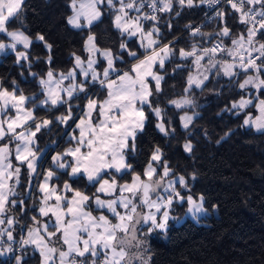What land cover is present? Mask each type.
Listing matches in <instances>:
<instances>
[{
	"label": "snow or ice",
	"instance_id": "6c2138e0",
	"mask_svg": "<svg viewBox=\"0 0 264 264\" xmlns=\"http://www.w3.org/2000/svg\"><path fill=\"white\" fill-rule=\"evenodd\" d=\"M26 7L27 0H0V55L13 54L39 88L26 95L15 79L9 87L0 78V257L7 264H27L30 252L40 264H150L145 237L167 233L170 220L178 219L176 206L186 204L197 222L209 210L205 196L192 193L196 173L177 174L159 145L142 172L129 157L153 119L163 137L175 138L170 111L191 136L200 117L195 96L213 80L237 92L222 112L264 135V0H67L66 23L84 40L66 71L53 66L45 36L29 34ZM185 9H207L205 16L218 25L207 33L186 24L187 48L162 35ZM232 13L243 26L237 32L225 18ZM105 16L119 37L115 50L103 46L94 30ZM34 41L48 52L42 75L31 71ZM185 70L183 91L162 107L165 78ZM41 110L52 116L41 117ZM60 126L70 146L41 148L38 134ZM182 148L193 157L192 140ZM49 151L53 167L44 169L40 161ZM58 173L69 179L61 182ZM82 179L93 191L76 186ZM23 215L27 223L19 219Z\"/></svg>",
	"mask_w": 264,
	"mask_h": 264
},
{
	"label": "trees",
	"instance_id": "16d2710c",
	"mask_svg": "<svg viewBox=\"0 0 264 264\" xmlns=\"http://www.w3.org/2000/svg\"><path fill=\"white\" fill-rule=\"evenodd\" d=\"M205 11L185 9L174 20L171 31L162 27L164 41L175 37L178 47L187 48L192 41L184 26L201 22ZM69 14L67 0H27L24 17L27 30L32 36L43 34L52 44L53 66L57 70L66 71L71 67L72 52L82 54L84 35L67 25L66 16ZM234 15L232 13L225 18L233 32H237L243 26L235 21ZM18 26L12 25L14 28ZM217 26V23L209 22L202 27V31L213 33ZM94 30L103 46L114 50L118 47L119 37L107 16ZM29 52L31 71L42 75L48 67L44 63L47 50L41 42L34 41ZM171 71L168 68V72ZM0 78L9 87L10 81L15 79L26 95L39 92L28 69L18 66L11 53L0 57ZM185 78L186 70L174 78H165L162 107L163 100L183 91ZM215 92H220V95ZM236 97L237 92L232 90L231 85L223 80L219 83L213 80L208 90L197 92L195 96L200 106L197 109L200 117L191 136L185 135L179 127L178 115L170 111L177 129L175 138L163 137L155 129L154 119L138 137L136 153L129 157L133 168L142 172L150 150L159 145L177 174L187 178L189 174L196 173L197 179L190 181L192 193L194 196L203 194L209 210V214L201 217L199 222L190 218L180 221L187 213V205L176 206L173 215L178 219L170 220L168 232H153L146 237L150 264H264V135L241 128L239 117L222 112L229 101ZM38 114L41 117L52 116L42 110ZM202 130H207L209 139L205 138ZM228 132L231 134L221 140ZM38 138L41 148L51 146L53 142L58 151L70 146L63 126L53 127L50 133L42 130ZM186 139L192 140L195 146L192 158L182 148ZM53 154L52 151L46 153L47 158L42 162L44 169L50 166ZM58 176L61 182L69 179L62 173H58ZM21 179L24 180L23 174ZM127 179L130 180V177ZM76 186L93 191L83 179ZM26 207L30 208L31 202H26ZM19 219L22 223L28 222L27 215ZM25 259L27 264H40L38 254L30 252ZM0 264H7V258L0 257Z\"/></svg>",
	"mask_w": 264,
	"mask_h": 264
},
{
	"label": "built area",
	"instance_id": "2783aa9c",
	"mask_svg": "<svg viewBox=\"0 0 264 264\" xmlns=\"http://www.w3.org/2000/svg\"><path fill=\"white\" fill-rule=\"evenodd\" d=\"M206 11H207V9H205ZM209 16H211V12H209ZM209 22H211L209 19H208V17H206L205 15H204V18H203V20L201 21V22H199V23H194V24H192L193 25V27H195V26H205L206 24H208Z\"/></svg>",
	"mask_w": 264,
	"mask_h": 264
},
{
	"label": "rangeland",
	"instance_id": "374dc122",
	"mask_svg": "<svg viewBox=\"0 0 264 264\" xmlns=\"http://www.w3.org/2000/svg\"><path fill=\"white\" fill-rule=\"evenodd\" d=\"M0 57H1V55H0ZM204 217V216H203ZM186 218H190V219H193L191 216H190V214H185L184 215V217H183V219H181L180 221H183V220H185ZM194 220V219H193ZM147 237V236H146ZM146 237H145V239H146ZM146 247H147V250H148V255H150V253H149V245H148V243H147V245H146ZM151 256V255H150Z\"/></svg>",
	"mask_w": 264,
	"mask_h": 264
},
{
	"label": "crops",
	"instance_id": "0c3cea01",
	"mask_svg": "<svg viewBox=\"0 0 264 264\" xmlns=\"http://www.w3.org/2000/svg\"><path fill=\"white\" fill-rule=\"evenodd\" d=\"M43 160L42 161H40V163L43 165ZM50 167H53V164H52V160H51V163H50V166H48V167H46L45 169H47V168H50Z\"/></svg>",
	"mask_w": 264,
	"mask_h": 264
}]
</instances>
